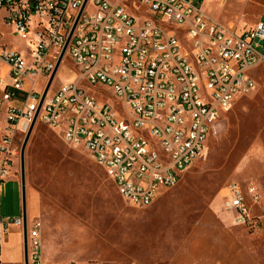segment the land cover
<instances>
[{
  "label": "built area",
  "instance_id": "obj_1",
  "mask_svg": "<svg viewBox=\"0 0 264 264\" xmlns=\"http://www.w3.org/2000/svg\"><path fill=\"white\" fill-rule=\"evenodd\" d=\"M135 1L146 5L142 20L128 10ZM203 1L0 0V183L15 172L16 137L28 132L68 42L62 60L72 58L77 80L103 99L66 82L48 91L37 121L82 146L129 204L149 206L176 186L222 113L255 89L250 72L264 63V21L229 28L204 12ZM3 27L26 45L8 47ZM103 87L116 101L104 98ZM223 195L242 222L249 219L246 196L259 198L255 186L237 182ZM12 226L23 228V216L0 219V256ZM41 227L34 220L28 231V264H43Z\"/></svg>",
  "mask_w": 264,
  "mask_h": 264
},
{
  "label": "rangeland",
  "instance_id": "obj_2",
  "mask_svg": "<svg viewBox=\"0 0 264 264\" xmlns=\"http://www.w3.org/2000/svg\"><path fill=\"white\" fill-rule=\"evenodd\" d=\"M127 3L131 7V1ZM134 3L136 8L128 10L142 20L146 5ZM203 10L229 28L264 21V0H204ZM3 40L8 47L26 45L7 27ZM60 66L50 92L77 80L72 58L66 55ZM250 74L255 89L222 113L204 151L178 184L145 207L127 204L82 146L69 144L38 119L25 151L26 204L31 209L30 198L36 203L48 264H264V63ZM45 82L39 78L37 87ZM77 83L103 99L85 80ZM103 89L106 100L116 101L112 88ZM4 128L2 114L0 134ZM25 135L16 137V175L0 184L4 218L23 214L20 155ZM231 182L245 189L255 186L259 194L258 200L246 196V222L224 204L225 187Z\"/></svg>",
  "mask_w": 264,
  "mask_h": 264
},
{
  "label": "crops",
  "instance_id": "obj_3",
  "mask_svg": "<svg viewBox=\"0 0 264 264\" xmlns=\"http://www.w3.org/2000/svg\"><path fill=\"white\" fill-rule=\"evenodd\" d=\"M3 30H4V27H3ZM239 98H237V99H239ZM236 100H235V102H236ZM15 175H16V170H15L14 174L11 175L9 177V179H7V180L13 179V177ZM26 194L28 195L27 183H26ZM161 194H162V192H161ZM30 200H31V209H29L27 207V228H28V231L32 227L34 220H39L38 217H36V214L38 212L36 203L31 198H30ZM19 217H21V216H19ZM0 219H2V220L8 219V217H6V218L3 217V211H2L1 205H0ZM41 240H42V245H43V264H48V261H47L46 257L44 256V243H43V238H42V229H41ZM0 259H1L0 264H26V262H25V241H24L23 228L12 226L10 228V230L5 234L3 243L1 245ZM76 264H90V263L85 262V261H80V262H77Z\"/></svg>",
  "mask_w": 264,
  "mask_h": 264
},
{
  "label": "water",
  "instance_id": "obj_4",
  "mask_svg": "<svg viewBox=\"0 0 264 264\" xmlns=\"http://www.w3.org/2000/svg\"><path fill=\"white\" fill-rule=\"evenodd\" d=\"M70 39V38H69ZM68 44V42H67ZM67 44L66 46L64 47L63 51H62V54L57 62V65L51 75V77L49 78V81L47 83V86L43 92V97H42V102L43 100L45 99V96L47 95L50 87H51V84L57 74V71L60 67V64L62 62V58L66 52V48H67ZM42 102L40 104V107L42 105ZM40 107L38 109V111L36 112L33 120H32V123H31V126L28 130V132L26 133L25 135V138H24V141H23V144H22V147H21V155H20V160H21V170H20V173H21V184H22V189H23V218H24V226H23V233H24V241H25V262L26 264H28V228H27V204H26V165H25V151H26V147H27V144L29 142V139L31 137V134H32V131H33V128L37 122V118H38V114H39V110H40Z\"/></svg>",
  "mask_w": 264,
  "mask_h": 264
},
{
  "label": "bare ground",
  "instance_id": "obj_5",
  "mask_svg": "<svg viewBox=\"0 0 264 264\" xmlns=\"http://www.w3.org/2000/svg\"><path fill=\"white\" fill-rule=\"evenodd\" d=\"M61 67V66H60ZM59 70V69H58ZM58 72V71H57ZM57 76V75H56Z\"/></svg>",
  "mask_w": 264,
  "mask_h": 264
}]
</instances>
